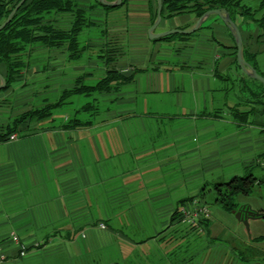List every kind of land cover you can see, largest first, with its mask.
<instances>
[{"label":"crops","instance_id":"obj_1","mask_svg":"<svg viewBox=\"0 0 264 264\" xmlns=\"http://www.w3.org/2000/svg\"><path fill=\"white\" fill-rule=\"evenodd\" d=\"M144 18L150 27L154 24L148 16ZM197 19L192 12L168 20L163 18L155 33L190 30ZM235 19L243 35L244 59L264 76L259 61V56L264 54V28L239 14ZM182 35L177 36L175 44L166 41V37L173 35L150 42L144 51V65L136 67L144 72L127 84L129 94L137 97L144 93H182L187 90L208 98L215 93L228 95L236 87L234 81L238 79L240 85L264 103V89L258 81L254 83V79L243 73L237 61L233 34L223 19L212 15L199 31ZM174 48L183 55L178 62L172 63L166 58L175 53ZM164 51H167L166 58L156 60V54L162 55ZM64 55L73 58L70 51ZM29 58V61L33 60L31 55ZM131 61L130 64L133 63ZM133 64L136 66V62ZM78 70L84 71L82 68L72 69L70 64L56 70L62 78L54 84L66 88L73 86L71 78L78 76ZM67 76H71L70 79ZM167 80H171V84ZM145 82L148 91L144 92L139 87H143L141 85ZM251 103L224 104L218 112L222 114L225 108L223 117L216 115L214 122L206 126L197 125L196 129L208 132L205 134H212L210 130L217 132L212 137L197 140L195 146L190 145V134L185 133L186 139L174 141L175 151H169L170 143L159 147L161 153L157 152L158 147L156 150L152 147V153L137 161L136 169H129L126 156L123 161L115 159L118 172H114V176L111 173L110 133L106 128L109 123L102 118L89 127H74L66 118L52 129V133L48 134V129H43L0 143V244L10 256L5 264H80L86 255L105 250L117 252L116 259H109L110 264H157L159 260L161 264H199L197 252H185L189 255L185 258L182 253L175 252L176 243L182 239H188V247H185L188 251L191 249L190 240H196L190 236V226L173 218V214L188 206L187 201L208 185L207 167L200 164L193 168L191 158L203 152L206 154L205 147L213 143L216 155L221 156L224 152L230 155L224 165L228 166L224 177L227 175L230 179L249 173L255 160L264 159V134L255 135L249 131L250 128H241L253 125H250L253 116L250 114L254 109ZM231 111H239V114ZM143 130L133 129L134 132L145 133ZM125 132L130 133V129L111 130V134L117 137L113 147L119 153ZM147 159L150 162H144ZM233 167L241 169L232 171ZM196 178L206 180L194 190L193 180ZM242 206L264 212L252 205ZM213 215L212 211L209 223L215 239L223 237L227 229L232 233L235 228L233 237L227 235V239L233 241L232 244L227 243L230 249L220 252L221 264H232L230 261L244 264L241 263L244 260L242 253L247 249H253L255 255H264V247L260 243L264 240H257L260 237L264 239V236H244V223L236 219L235 214L223 218L225 223L218 219L221 217ZM255 222L257 219L250 220L251 225ZM100 224H105L106 228H101ZM149 230L153 232L146 234ZM13 232L29 246L27 257H20L18 246L11 240ZM37 243L41 244L39 248L35 246ZM170 244H175L172 252ZM156 246L164 253L156 251L158 255L152 259L149 254ZM176 253L183 258L181 263L174 262Z\"/></svg>","mask_w":264,"mask_h":264},{"label":"rangeland","instance_id":"obj_2","mask_svg":"<svg viewBox=\"0 0 264 264\" xmlns=\"http://www.w3.org/2000/svg\"><path fill=\"white\" fill-rule=\"evenodd\" d=\"M108 1L113 2L116 0ZM255 1L256 2L251 3L254 6L256 5L254 10L259 11L256 12L255 17H261V4L258 3L257 0ZM6 2L9 4L8 9H10L12 7L11 0H6ZM246 3H248V1ZM157 6V0H126L125 4L118 9L108 10L99 5L97 0H77L75 9L83 12L84 23H86V25L79 36L77 50L73 52L70 51L73 54V58H70V60L68 56L65 57L64 54H67L69 50L68 43L64 42L57 47H46L38 44L28 47V50L23 56L24 61H26L23 73L21 71L20 74L13 76L8 89L0 92V132L7 131L9 127L13 125L14 121L21 118L25 113L35 112L48 107V105L58 103L63 98L65 92L72 88L82 85L93 86L97 84L96 82H98V80L106 77L110 69L119 70L125 74L131 75V72L136 70V67L144 65V51L149 48L150 42L155 40L149 39L147 36V30L150 26L149 22L147 23L144 17L148 16L153 24L157 16ZM74 18L75 17L70 13L51 12L43 19L42 24L48 25L50 22H55L58 25L56 27L62 30L70 29ZM166 19L168 20L170 18L166 17ZM87 24L90 27H86ZM166 41L175 44L176 41H178V37H166ZM177 51L178 50L175 49V53L169 55L167 58L165 56L167 51L161 53L162 55L164 54L163 56L158 53L155 59L159 61L166 58L172 63L178 62L177 60L179 58L181 59L183 54L181 55ZM30 55L33 59L32 61H29ZM259 59V61H261V71L264 72V54L263 56H259ZM129 60H132L131 62L133 63L136 62V66L133 63L130 64ZM68 64H70L72 69L82 68L84 71L80 72L78 70V76H72L71 79L74 81L73 86L69 85V87L66 88L65 86L55 85L54 81L57 83L58 79L62 78L56 73V70L64 69V66H68ZM0 70L3 72L4 76L7 75L8 70L3 64H0ZM67 77L70 79L71 76ZM167 81L168 84H171V80ZM176 83L178 84V82ZM254 83L258 82L254 80ZM234 84H236V87L232 89L228 95L224 93H215L208 96V98L197 96L194 92L187 90L182 93H175L173 91L151 95L144 93L138 94L136 97L134 94L128 93L129 88L127 85H122L120 89L113 90L110 93L108 92V94L91 93L88 95L82 94L79 96L65 97L64 106L54 109L51 117L41 122H29V120L24 122L20 127L21 131L16 132L14 134L15 137H10V140H17L22 137L23 134L35 133L43 129H48L46 130L48 134L52 133V129L59 126L60 121H64L66 118L70 124L81 122L82 127L93 126L95 122H99V118H102L104 122L109 123L106 125V128L110 133L108 135V140L112 154L111 173L112 176H114L113 173L118 172V167L114 165L115 159L121 158V161H123L126 156L129 169H136L137 161H140L141 157L145 159L148 153H152V147L153 150L158 147L157 152L161 153L162 151L159 147L170 143L171 147L168 148L169 151H175L174 141L181 142L182 139H186L185 133L190 134L189 139L190 145L192 146L197 145V140H204L212 137V134L217 132V130H210L212 134L208 135L205 134L208 132L204 133L201 129H196V127L200 124L206 126V124L214 122V117H216V115L223 117L225 108L222 114L218 112L219 109L223 108L225 106L224 104L228 102H234L235 104H250L252 102L251 104L254 105V109L250 114L251 116L253 115L250 125H253L249 127L247 124L250 120H248L246 123L247 126L241 128H250L249 131L253 132L255 135L264 134V103H262L259 97L252 91L250 92L244 85H240L241 82L238 79L234 81ZM185 85L187 86V84ZM141 86L143 87L139 88H142L144 92L148 91L146 82ZM232 110L234 111V109ZM233 113L239 114V111ZM251 116L249 117L250 119ZM115 118L118 120H114ZM123 128L126 130L130 129V133L125 132L124 136L121 138L123 143L120 141L121 148L119 153L117 149L113 147V143L116 141L117 137L111 134V130ZM138 128H144L143 131L145 133L133 131V129ZM238 145L240 144L238 143ZM214 146L215 145L211 143L209 146L205 147L207 150L206 154L203 152L197 154L196 157L192 155L191 158L193 168L200 164L207 167L205 172L209 177H207L209 186L212 182L221 183L229 178L227 175L224 177L223 174L227 172L228 166L224 165L227 156L230 155L226 154V152L221 156L216 155L215 152H213V149H215ZM144 162L148 163L150 160L147 159V161L144 160ZM239 169H241V167H233L232 171H237ZM201 170L199 172H202ZM248 172L255 175L263 183L256 185L251 195H240L237 197L235 203L239 206L248 204L264 210V159L255 160V163L249 168ZM220 175L221 177H218ZM205 180L206 179L200 178L194 179V190L197 189V186L202 181L205 182ZM200 196L201 192L194 194V196L187 201L189 204L188 206L199 201ZM203 201H205L210 210L209 219L202 215L199 216L198 222L192 225L193 227H190V236L195 237L196 240H190L191 249H189V251L185 249V247H188V239L184 238L180 243L174 244L176 246L175 252L179 255L182 253L183 258L189 257L188 253L190 251L197 252L198 258L196 261L199 264H221L220 255L222 253L220 252L229 247L227 243H233V241L227 239V235L233 237L235 228L232 233L227 229L223 237L218 240L214 238L215 235L212 233L213 230H211L209 222L212 218V211L214 214L213 216L216 218L221 217L218 219L224 223L225 221L223 218L230 217L229 215L231 213L225 212L222 207L215 202L214 193L206 192V197ZM218 214L221 215L218 216ZM148 216L151 215L148 214ZM204 218L206 220H204ZM110 222L112 223L113 221ZM242 230V234L244 236L246 234L247 237L264 236V220L257 218L255 225L249 223L248 227L243 224ZM155 231L158 232V230ZM152 232V230H149L146 234H151ZM260 243L261 246L264 247V241ZM152 245L150 247H153ZM174 245L170 244V252L175 250ZM178 248H180V250H178ZM158 249L159 246L151 248L149 257L152 259L156 258L158 255V253H155L156 251L162 252V254L164 253ZM185 252L188 253L184 254ZM178 254L176 257H173V260L174 262L181 263V259L183 258L178 256ZM263 256L264 255L261 253L260 255H255L253 249H247L245 253H242V258L244 260L241 263L264 264ZM111 257L116 259L117 252L105 250V252L99 254L90 253L85 256V259L79 262L80 264H110L109 259ZM230 262L235 264L233 261ZM157 264H161V260H159Z\"/></svg>","mask_w":264,"mask_h":264},{"label":"trees","instance_id":"obj_3","mask_svg":"<svg viewBox=\"0 0 264 264\" xmlns=\"http://www.w3.org/2000/svg\"><path fill=\"white\" fill-rule=\"evenodd\" d=\"M20 1L21 0H11L12 7L8 9L9 4L6 0H0V26L5 22ZM125 1L126 0H123L119 7L123 6ZM247 1L248 3H246ZM257 1L261 4V17H255L258 10H254L256 5L254 6L251 4L252 2H256L255 0H163L164 9L162 12V19L166 17L173 18L180 14H190L191 12L195 13L196 17L199 19L206 11L220 8L227 10L230 13L231 19L235 20V22V16L239 14L247 20L258 23L261 28H264V0ZM76 2L77 0H27L19 8L18 13L12 18L10 23L6 25V28L0 32V64H3L8 70L5 76L0 70L7 83V87L4 90L8 89L12 77L20 74L21 71L24 70L26 61H24L23 56L28 50V47L34 46L35 44L44 45L46 47H57L64 42L68 43L69 51L73 52L77 50L76 48H78L77 45L79 43L78 37L85 28L86 23H84L83 12L75 9ZM97 2L108 10L119 8L104 6L99 0H97ZM51 12L70 13L75 17L71 23L72 27L62 30L56 27L52 22L48 25L42 24L43 19ZM86 27L90 26L87 24ZM178 35L180 34H175L171 37H177ZM142 72H144V70L136 68V70L131 72V75H128L122 71L110 69L106 77L99 80L97 84L93 86L82 85L66 91L63 98L58 103L48 105V107L35 112L25 113L21 118L16 119L7 131L0 132V143H8L11 136L21 131L20 127L24 122L28 120L29 122H41L51 117L54 109L64 106L65 97L79 96L82 94L88 95L91 93L108 94V92L110 93L113 90L120 89L122 85L134 82L136 80V75ZM262 88L264 89L263 85ZM81 125V122L73 124L74 127H80ZM262 183L263 182L255 175H252V173L234 176L224 182L204 186L205 188L203 187L201 190L199 201L206 204L203 200H205L206 192H210L215 194V202L220 205L225 212L236 214L238 211L245 208H250L252 210L249 206H239L235 203V199L240 195H251L254 191V187ZM253 211L264 214V212L260 210ZM173 218H178L181 223H185L190 227L192 226L191 224L183 222L182 209L181 211L175 212ZM204 220L206 219L204 218ZM257 240L261 241L264 239L260 237L257 238Z\"/></svg>","mask_w":264,"mask_h":264},{"label":"water","instance_id":"obj_4","mask_svg":"<svg viewBox=\"0 0 264 264\" xmlns=\"http://www.w3.org/2000/svg\"><path fill=\"white\" fill-rule=\"evenodd\" d=\"M27 0H21L19 4L12 10L11 14L8 16V18L5 20V22L0 26V32L3 31L6 28V25L10 23L12 18L18 13L19 8L26 2ZM99 2L102 5L110 6V7H119V5L123 2V0H116V1H108V0H99ZM158 2V11H157V18L156 22L150 27L148 31V36L151 39H160L164 36H171L175 34H184V35H192L193 32H196L199 30L202 25L206 22L207 18L216 15L219 18L223 19L224 23L230 30V32L233 34L237 50V61L245 75H247L249 78L260 82L264 86V76L260 75L258 71L249 64L244 59V47H243V35L240 31V28L238 24L235 22V20L231 19L230 13L225 9H215V10H208L203 14L197 21V23L190 29V30H169V31H163V33H155L157 28L162 23V12H163V0H157ZM7 87L6 79L0 72V91L4 90ZM236 218L239 219V221H242L247 227L249 226L250 220H255L257 218L264 219V214L254 212L250 208H245L236 213Z\"/></svg>","mask_w":264,"mask_h":264},{"label":"built area","instance_id":"obj_5","mask_svg":"<svg viewBox=\"0 0 264 264\" xmlns=\"http://www.w3.org/2000/svg\"><path fill=\"white\" fill-rule=\"evenodd\" d=\"M12 138L15 135L11 136ZM203 216L207 219L210 217V210L207 205L200 201L194 202L190 206H184L182 209L183 222L191 225H195L198 222V217ZM101 228H106L105 224H100ZM11 240L18 246L20 257H27L29 246L24 243L19 236L13 232L11 234ZM41 244H36V248H39ZM10 256L7 254L3 246L0 244V264H5L9 260Z\"/></svg>","mask_w":264,"mask_h":264}]
</instances>
